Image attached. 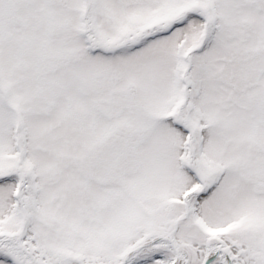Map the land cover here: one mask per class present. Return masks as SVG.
<instances>
[{"label":"snow or ice","instance_id":"6c2138e0","mask_svg":"<svg viewBox=\"0 0 264 264\" xmlns=\"http://www.w3.org/2000/svg\"><path fill=\"white\" fill-rule=\"evenodd\" d=\"M0 264H264V0H0Z\"/></svg>","mask_w":264,"mask_h":264}]
</instances>
